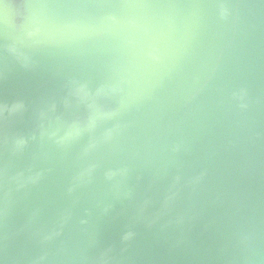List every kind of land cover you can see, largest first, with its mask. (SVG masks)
Here are the masks:
<instances>
[{"label":"water","instance_id":"1","mask_svg":"<svg viewBox=\"0 0 264 264\" xmlns=\"http://www.w3.org/2000/svg\"><path fill=\"white\" fill-rule=\"evenodd\" d=\"M0 264H264V0H0Z\"/></svg>","mask_w":264,"mask_h":264}]
</instances>
